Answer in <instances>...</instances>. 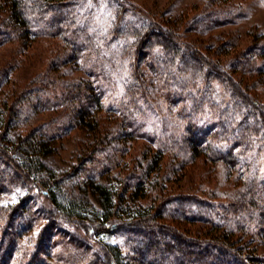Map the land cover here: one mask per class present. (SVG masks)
<instances>
[{
  "label": "trees",
  "instance_id": "16d2710c",
  "mask_svg": "<svg viewBox=\"0 0 264 264\" xmlns=\"http://www.w3.org/2000/svg\"><path fill=\"white\" fill-rule=\"evenodd\" d=\"M66 1L0 0V45L16 40L21 44V51L26 52L31 43L41 38H59L62 44L55 48L59 53L54 60L50 59L47 70L27 73L23 87L9 89L0 98V164L5 166L0 170V179L8 167L16 176L24 172L23 180L32 184L36 194L44 199L53 222L42 230L43 240L36 247L18 245L21 230H17L21 221L14 215L18 207L0 208V264H52L41 255L50 252L58 233L62 234L61 243L65 248L61 252L63 264H264L260 248L255 246L264 242V164L259 159L264 152V34L252 35V44L227 65L233 66L237 73L250 74L248 83L243 85L225 70L226 63L222 60L210 61L196 54V45L205 42L180 41L175 37L180 34L174 28L169 36L154 23L141 25V28L127 29L126 37L115 39L120 43L133 38L132 51L124 64L135 79L128 87L135 106L148 101L147 96L152 92L158 93L170 107H182L185 117L181 120L184 122L179 136L181 142H171L155 151L144 149L137 158H131L139 170L128 176L133 181H124L118 174L109 175V183L89 178L84 181L87 182L85 192L79 194L75 190L67 191V183L46 165V159L60 151L61 141L76 130L85 131L89 142L82 147V156L87 164L97 162L98 170L103 164L93 159L94 154H105L117 164L119 160L114 153L138 135L132 114L124 118L126 115L122 113L111 119V126L106 125L102 114H107L109 108L103 102L106 89L103 85H95L96 81L84 77H70L72 70L64 73L69 80L62 78L60 67L71 65L76 69L83 63L96 65L91 60L95 54L90 58L83 54L81 36L73 29L64 30L63 22L57 18L60 13L51 14L52 8H59ZM218 3L221 6L213 8ZM228 3V0H209L203 14L193 23L201 19V24L205 21L208 26L206 20L213 22L232 16L235 8H223ZM49 12L51 19L43 20ZM118 28L121 30L123 26ZM38 29L42 30L38 32ZM231 46V43L224 45V41L216 49L207 44L208 50L219 58L228 55ZM145 50L155 57L149 58ZM181 50L186 53L181 54ZM96 56L97 66L82 69L83 73L99 79L110 75L111 67L101 65L99 55ZM112 57L114 62L123 58L120 53ZM21 62L17 59L0 73V89ZM203 83L207 86L205 89ZM214 84L221 86L225 95L218 104V99L212 97ZM188 98L192 102L189 105ZM38 113L51 117L39 128L20 132L23 131L21 124ZM12 130H17L14 140L10 139ZM166 155L171 169L162 175ZM200 157L219 166L222 169L218 170L219 174L230 178L229 181L233 176L235 188L221 192L202 187L205 199L165 198L170 178ZM105 171L109 173L112 168ZM47 172L53 176L46 179ZM241 179L243 183L238 184ZM220 199H224L221 204L214 203ZM172 204L178 207L186 204L193 209L189 213L205 209L214 217L213 220L194 219L206 225L203 231L197 232L202 241L188 239L177 227L166 224L167 219H187L185 211L176 216L166 209ZM21 209L24 211L26 207ZM28 214L34 216L31 211ZM62 222H73L82 228L74 233L64 231L58 228ZM99 233L129 234V253L124 256L119 247L97 241Z\"/></svg>",
  "mask_w": 264,
  "mask_h": 264
},
{
  "label": "rangeland",
  "instance_id": "374dc122",
  "mask_svg": "<svg viewBox=\"0 0 264 264\" xmlns=\"http://www.w3.org/2000/svg\"><path fill=\"white\" fill-rule=\"evenodd\" d=\"M208 2L209 0H67L59 8H52L51 14L60 13L57 18L63 22L64 30L69 28L68 31L70 29L72 31L73 29L78 36H81L83 41L80 46L82 44L84 46L82 48L83 54L89 58L95 54V58L91 59L92 61L95 60L96 65L93 64V67L97 66L99 60H97L96 55H99L100 64L105 67L108 66L109 69L111 67L110 70L113 71L110 75L100 79L90 77L88 73H83L82 69L93 67L90 66V63L89 65L83 63L85 65L83 66L82 60H80L82 65L76 69L72 68L71 65L60 67V70L62 69V78L69 80V77H66L64 73L66 70H72L74 73L71 76L69 75L70 77H84L85 79H90L92 82L96 81L95 85H103L106 88L103 102L109 108L107 114H102L104 121L107 123L106 125L111 126L113 118L118 117L122 113L126 115L124 118H129L132 114L131 116L134 120L132 124L137 127L138 135L137 139L129 141V143L127 142V145H120L119 152L114 153L119 160L117 164H113L114 161L106 158L107 155L105 156V154L100 153L95 155L93 153V159H98L99 162H102V166H105V169L101 166L98 170L97 167L99 165L97 162H95L96 165L87 164L83 159L82 147L85 146L86 142H89V135L85 131L76 130L69 137L64 138L60 144V151L55 156L46 159V165L52 170L51 172L55 173V176L67 183L65 185L67 191L75 190L79 194L84 193L87 188V182L84 181L89 178H91L90 180H98L101 183H109V175L118 174L124 181H133L128 176L133 175L135 171L139 170L135 168V162L131 158H137L144 149L150 148V150L155 151L162 147L165 148L171 142H181L179 136L182 123H184L181 120L185 115L182 114V107L180 105L175 108L173 106L170 107L158 93L152 92L147 96L148 101L141 102L139 106L138 104L137 106L134 104L133 94L128 91V87L135 82V79L131 75V70L126 68L127 66L124 64L125 59L128 58L130 51H132L130 45H132L133 38L131 36L126 41L115 42V39L118 40L126 37L128 34L127 29L130 30L132 27L136 29L141 25L156 24L155 27L159 28L158 30L165 35L171 36V33H169L172 31L171 29H176L180 35L174 36L180 41H196L199 39V41L205 43L203 45H196L195 43L196 47L194 50L196 54L203 55L210 61L215 60V62H218L222 60L226 63L225 70L234 75L239 80L238 83H241V85L248 83L247 80L250 77L248 72H246L247 74L243 73V71L237 73L234 71L233 66L227 65L237 58L241 51L247 49L252 44V35L264 34V1L228 0L229 3L224 5L223 8H235L232 16L220 20L218 18V20L213 22L206 20V22H209L208 26H205V21L201 24V19L193 23L198 15L203 14ZM220 6L221 4L218 3L213 8H219ZM51 14L49 12L47 17L42 19L50 20ZM70 23L73 26H70ZM47 26L44 28H47ZM120 26H123V29L126 27L124 31L118 28ZM117 28L120 30L119 38ZM41 30L38 29V32ZM216 37H220L221 40L216 41ZM156 38L157 40L160 39L158 35ZM223 41L224 45L227 43H231L232 45L228 55L219 58L208 50L207 44L216 49ZM56 47H62L59 38L37 39L31 43V47L26 52L21 51V44L16 40H9L0 45V73L9 69L17 59L22 61L19 65L15 66V70L11 73V79L8 83L0 89V98L5 93H8L9 91L7 90L9 89L23 87L27 73L47 70V64L50 59L54 60V56L59 53V50H55ZM145 52L149 55V58L155 57L154 54H149L147 50ZM181 52V54L186 53L185 50L184 52L181 50ZM21 53L23 56H21ZM116 53H120L123 58L114 62L112 55ZM134 62L136 64L137 60L134 59ZM142 67L147 71L145 65ZM95 79H98V81ZM205 87L207 86L203 83L202 88L205 89ZM211 91L215 92L212 94V97L218 99L216 104L220 102L221 97L225 96L221 86H216V84H214ZM186 101L188 105L192 103L189 98ZM177 102L179 103L180 100H177ZM210 116L204 115L205 118H209ZM50 117L51 115L43 113L33 115L31 119L21 124L20 127H22L23 131L20 130V132L28 133L31 129L39 128L47 123ZM15 134H17V130H12L10 139L14 140ZM259 159L260 163L264 164V152H262ZM170 162L169 155H166L163 161L164 169L162 175L169 173L171 169L169 167ZM10 168L8 167L4 171L5 174L1 175L0 208L18 207L16 211L14 210L15 218L21 221L22 226L17 230H21L18 245L19 243L30 244V247L33 248L43 240L40 234L44 228L53 223L52 218L49 215V211H47L48 207H46L44 199L36 194L35 187L28 181L23 180L22 176L25 173L22 172V176H16L12 174ZM111 168V172L105 171L106 169L111 170ZM2 169L4 170L5 166L0 164V170ZM219 169L221 168L215 166L209 159H205L204 157L196 158L192 164L189 163V165L176 175H173L169 182L166 183L168 189L165 198L174 199L179 196L196 198L198 196V199H205L206 197L202 195V187H209L207 190L210 191L213 189H219L221 192L232 190L234 187L232 182L233 176L232 180L229 181L230 178H224V176L219 174ZM44 176L48 179L53 174L47 172L46 174L44 173ZM239 182L238 184H242L243 180L241 179ZM223 200L220 199L214 203L221 204ZM43 203H45V206ZM21 207H26V210L23 211ZM166 209L172 210L176 216L181 215L182 211H185L187 219L184 221L180 219V221L178 219L176 221L167 219L166 224L174 225L185 237L197 241H202L197 232L203 231L206 225L196 222L197 220L194 219L199 217L200 219L198 220H201V217H209L213 220L214 218L205 209H194L192 213H189L188 210L193 209L186 206V204L184 206L180 205V207L172 204ZM28 211H31L34 216L28 214ZM60 225L62 226H59V229H64V231L73 230V233L74 230L76 232V229L82 228L73 222H62ZM60 237H62V234L58 233V237L53 241L50 252H44L45 254L41 255L47 262L63 264L61 259L65 248L61 243L62 238ZM129 237V234L123 233H99L97 241L119 247L122 254L126 256L130 248ZM255 246L260 248V255L264 257V242ZM1 254L4 256L5 250ZM57 255H60V258Z\"/></svg>",
  "mask_w": 264,
  "mask_h": 264
}]
</instances>
